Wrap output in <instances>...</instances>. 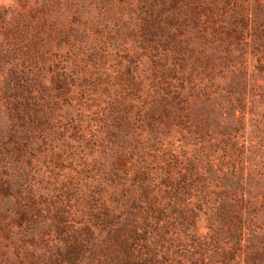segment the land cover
Masks as SVG:
<instances>
[{"label":"rangeland","instance_id":"374dc122","mask_svg":"<svg viewBox=\"0 0 264 264\" xmlns=\"http://www.w3.org/2000/svg\"><path fill=\"white\" fill-rule=\"evenodd\" d=\"M140 5L0 0V264H33L32 252L45 262L56 257L67 244L57 224L62 220L74 230L127 145L140 154L135 160L152 164L145 165L160 182L172 160L185 163L192 153L217 164L229 160L234 173L264 178V14L248 25L229 16L220 35L212 30V43L200 40L195 29L186 31L184 40L195 53L182 69L169 58L171 50L182 51H155L150 44ZM241 6L243 13L247 6ZM163 27L157 33L169 37V26ZM205 53L214 56L220 94L188 87L187 103L182 99L178 106L174 97L182 83L172 66L179 72L189 64L203 66ZM165 54L168 71L159 62ZM159 92L163 99L157 101ZM155 107L166 112L165 124L143 127L149 116L141 114ZM178 114L189 115L192 130L171 127ZM228 176L231 183L236 178L231 170ZM236 190L253 194L255 187ZM213 191L221 195L219 187ZM197 203L192 198L189 206L200 216L197 228L180 232L189 240L182 249L192 263L264 264V211L253 215L240 240L236 216L224 222L213 215L214 205L197 210ZM211 216L219 221L217 243L210 239Z\"/></svg>","mask_w":264,"mask_h":264},{"label":"trees","instance_id":"16d2710c","mask_svg":"<svg viewBox=\"0 0 264 264\" xmlns=\"http://www.w3.org/2000/svg\"><path fill=\"white\" fill-rule=\"evenodd\" d=\"M241 3L247 6L243 13ZM140 6L141 13H146L147 16L143 30L150 38V44L155 51H160V46L164 49L174 46L182 51L179 53L174 50L176 54H173L171 50L169 57L182 69H186L187 56L195 53L184 40L186 31L195 29L194 33L200 35V40L209 41L213 32L217 35L222 33L224 25L229 24L228 17L233 14L237 19L238 16L242 17L241 21L246 25L252 20V16L260 21V13L264 14V0H141ZM153 22L156 24H152ZM164 24L169 26V37L163 38L157 30H163L164 27H161ZM209 42L212 43V39ZM167 56L165 54V58H160L159 62L168 71L163 63L168 60ZM213 57L205 53L203 66L189 64L188 70L183 72L172 66L171 70L178 73L174 78L180 75L179 81L182 83L178 86L181 90L174 97L178 106L185 102L182 99L187 103V95L183 91L188 87L195 91L203 90L207 95L220 94L221 84ZM171 78L173 79L172 75ZM160 97L159 92L156 100L160 101ZM147 113L149 120L143 121V127L151 125L152 128H157L159 123L165 124L162 119L166 112L161 114L155 107L141 116ZM175 118L174 122L171 121V127L173 124L180 125L188 131L194 127L189 115L178 114ZM134 147L127 145L125 151L117 154V162L112 163L109 168V182L104 181L100 192H95L99 198L93 200L89 210L79 214L78 225L74 230H70L71 227L66 226L67 223L62 220L57 224L62 241L67 243L65 248H58L57 256L47 262L32 252L33 264H207L200 260L192 263L183 254L182 247L189 240H183L180 232L185 233L183 229L190 232L197 228L200 218L194 208H189L192 198L198 201L195 205L197 210L202 207L212 208L214 205L213 215L221 221L227 222L233 215L236 216L240 224L236 226L234 233L240 240L248 225L255 221L256 217L253 215L260 214V210L264 211V178L249 177V172L245 170L239 171L240 173L236 170L234 173L235 167L229 160L217 164L215 160H206L204 157L207 155L192 153L193 159L185 156V163L183 160H172L168 164V174H165L166 181L160 182L157 173L145 165H152L149 161L135 160L134 156L140 158V154L133 150ZM224 163L230 165L228 169L232 176L236 175L232 183L228 176L229 170L219 168ZM206 184H209L207 189L201 190ZM107 185L112 187L108 192L101 190ZM248 185L255 187L253 194L250 193L252 195L246 191L243 194L236 192L237 187H240L241 192ZM213 186L215 189L220 188L221 195H217L214 188H209ZM212 216L209 219L212 230L210 239L217 243L220 240V227L217 226L219 221ZM191 241L200 243L197 239ZM222 253L224 255L225 252Z\"/></svg>","mask_w":264,"mask_h":264}]
</instances>
